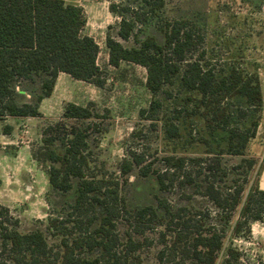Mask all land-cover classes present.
<instances>
[{
  "label": "trees",
  "instance_id": "obj_1",
  "mask_svg": "<svg viewBox=\"0 0 264 264\" xmlns=\"http://www.w3.org/2000/svg\"><path fill=\"white\" fill-rule=\"evenodd\" d=\"M106 1L108 11L118 19L116 37L133 41V46L124 47L107 34L108 65L116 69L126 63L145 69L144 87L153 96L147 111H156L160 103L155 96L158 93L169 96L165 86L172 85L179 77L182 88L198 94V97L188 95L185 103L192 106L205 125L227 133L224 148L206 151L212 154L209 158L165 156L164 170L159 171L153 169L152 163L145 164L141 154L131 152L125 165L135 166L141 177L154 174L161 191H169L175 185L202 189L198 191L224 211L228 221L240 205L242 187L230 186L223 192L216 185L226 177L221 156H242L255 136L256 120L240 128L231 125V118L236 114L244 120L261 110L262 93L257 76L234 69L218 76L213 68L202 64V55L194 58L193 54L204 42L203 34L190 20L164 19V0ZM85 24L82 9L63 0H0V121L40 117V103L52 95L59 73L102 87L105 78L97 64L99 47L92 37L83 34ZM35 79L40 82L35 99L18 103L13 83ZM234 97L243 98L245 104L235 113L228 101ZM95 118L98 116L93 103L86 106L66 103L61 120L43 128L31 157L44 167L51 190L62 194L72 192L73 201L65 213L47 219L46 230L57 239L55 245L49 244L39 229L20 233L17 219L8 208L0 206V264H130V261L140 264L134 253L141 243L130 237L121 240L116 231L120 219H133L141 227L158 225L164 229L159 234L163 249L157 254L158 264H238L239 254L230 246L223 247L222 235L205 225L199 217L201 212L173 210L164 199L157 202L162 216L150 205L127 208L119 182L97 176L91 167L87 143L90 126H85V122ZM10 131L9 126L2 128L4 134ZM166 132L171 138L180 137L173 124L168 125ZM242 161L251 168L252 160ZM193 167L198 168L196 177L185 172ZM255 196L256 209L250 219H264V191L254 188L241 206L243 221ZM243 223L246 222H236L235 231Z\"/></svg>",
  "mask_w": 264,
  "mask_h": 264
},
{
  "label": "rangeland",
  "instance_id": "obj_2",
  "mask_svg": "<svg viewBox=\"0 0 264 264\" xmlns=\"http://www.w3.org/2000/svg\"><path fill=\"white\" fill-rule=\"evenodd\" d=\"M63 1L82 9L86 20L83 34L92 37L99 47L97 64L105 83L96 87L82 81L60 79L52 100L41 101V116L29 119L24 127L18 126L10 137L1 139L7 145L0 143V206L8 208L10 215L17 219V230L27 233L39 229L49 244H57V239L46 230L47 219L65 213L73 201V193L52 191L44 167L32 159L31 151L38 146L43 128L61 120L66 103L86 106L91 102L98 116L85 122V126H90L87 143L91 151V167L97 176L119 182L120 195L128 209L150 205L162 216L157 202L164 199L173 210L185 208L192 213L201 212L199 217L204 219L205 225L222 235L223 247L230 246L239 254L238 264H264V219H250L255 213L256 196L245 221L240 219V209L247 194L254 188L264 191V0H164L162 11L166 20L187 19L199 27L204 42L193 57L202 55L204 66L213 68L218 76L231 69L244 75H255L260 83L261 110L244 120L236 114L231 118V125L240 128L256 120L255 136L247 143L242 156H221L226 177L216 185L223 192H227L230 186L242 187L240 205L230 214L228 221L225 219L227 214L200 193L202 189L193 185H175L169 191H161L154 174L141 177L135 166L125 165L130 160L129 153L135 152L143 156L145 164L150 162L153 169L163 171L165 156L209 158L212 154H206L207 150L216 152L224 148L227 133L205 125L192 111V106L185 103L188 95L198 97V94L182 88L179 77H176L172 85L165 86L170 95L158 93L155 100L160 103L159 107L154 113L147 111L153 96L144 87L145 69L126 63L116 69L108 65L107 34L124 47L133 46L131 39L122 41L116 37L118 19L108 12L109 3L106 0ZM39 87L38 79L15 81L13 88L17 102L34 100ZM228 101L234 113L238 107L245 106L241 97ZM170 124L177 127L180 137L171 138L167 134ZM242 159L252 160L251 168L248 169ZM197 171L198 168L193 167L185 172L196 177ZM238 221L246 223L235 231L234 225ZM141 226L133 219H120L116 231L122 241L130 237L141 243L134 253L140 264H158L157 254L163 249L159 234L164 229L158 225ZM130 264H134L133 261Z\"/></svg>",
  "mask_w": 264,
  "mask_h": 264
},
{
  "label": "crops",
  "instance_id": "obj_3",
  "mask_svg": "<svg viewBox=\"0 0 264 264\" xmlns=\"http://www.w3.org/2000/svg\"><path fill=\"white\" fill-rule=\"evenodd\" d=\"M107 10H108V6H107ZM60 79L66 80V79H71V78L64 73H59L57 76V80H56L54 89H53V93L49 98H46V99L52 100V98L54 97V94H55L56 86L58 85V82L60 81ZM46 99H43V100H46ZM46 101H48V100H46ZM42 103H44V101ZM40 108H41V106H40ZM29 119L31 120L33 118H6V119L1 120L2 124H0L1 125L0 126V128H1L0 129V143H2V145H7L6 142L3 143V141H5V140L2 141L1 139H3L4 137H7V138L10 137L13 134V131L16 130V128L18 126L22 125V127H24V124H27L29 122L28 121ZM4 126L11 127L10 133L4 134L2 132V128ZM8 145H11V144L9 143Z\"/></svg>",
  "mask_w": 264,
  "mask_h": 264
}]
</instances>
